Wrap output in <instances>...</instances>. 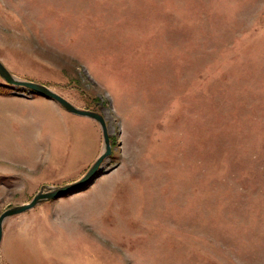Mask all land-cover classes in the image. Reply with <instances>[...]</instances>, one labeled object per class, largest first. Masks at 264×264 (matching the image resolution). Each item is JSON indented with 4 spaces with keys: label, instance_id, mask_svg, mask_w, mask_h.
I'll return each instance as SVG.
<instances>
[{
    "label": "rangeland",
    "instance_id": "rangeland-1",
    "mask_svg": "<svg viewBox=\"0 0 264 264\" xmlns=\"http://www.w3.org/2000/svg\"><path fill=\"white\" fill-rule=\"evenodd\" d=\"M0 61L111 142L4 219L2 264H264V0H0ZM103 147L0 76V214Z\"/></svg>",
    "mask_w": 264,
    "mask_h": 264
},
{
    "label": "water",
    "instance_id": "water-1",
    "mask_svg": "<svg viewBox=\"0 0 264 264\" xmlns=\"http://www.w3.org/2000/svg\"><path fill=\"white\" fill-rule=\"evenodd\" d=\"M0 76L8 83L13 85H19L26 87L30 90H32L35 93H38L42 96H45L47 98H50L56 102H58L64 109L67 111L81 115L86 116L94 119L96 122H98L102 136H103V142L104 147L102 152L99 154V156L95 159V161L91 164V166L88 168V170L77 180L72 181L70 183L59 185V186H42L40 190L32 197V199L29 202L15 205L12 207H9L8 209L4 210L0 214V242L2 239V233H3V221L7 216L21 213L27 209L32 208L36 204L58 197L62 196L63 194L75 191L77 189L82 188L85 186L95 175V172L99 168L100 164L106 158L110 152H111V142H110V135L108 132L106 120L104 116L95 110L86 109V108H80L72 104L70 101H68L66 98L52 90L50 87L37 83L30 80H22L16 78L0 61ZM1 264V262H0Z\"/></svg>",
    "mask_w": 264,
    "mask_h": 264
},
{
    "label": "crops",
    "instance_id": "crops-1",
    "mask_svg": "<svg viewBox=\"0 0 264 264\" xmlns=\"http://www.w3.org/2000/svg\"><path fill=\"white\" fill-rule=\"evenodd\" d=\"M71 113V112H70ZM73 114V113H72ZM74 115H77V114H74ZM78 116H81V115H78ZM81 117H86V116H81ZM88 118H90V117H88ZM92 119V118H91ZM3 239H4V235L2 234V239H1V242H0V246H1V244H2V242H3ZM2 262V261H1Z\"/></svg>",
    "mask_w": 264,
    "mask_h": 264
},
{
    "label": "bare ground",
    "instance_id": "bare-ground-1",
    "mask_svg": "<svg viewBox=\"0 0 264 264\" xmlns=\"http://www.w3.org/2000/svg\"><path fill=\"white\" fill-rule=\"evenodd\" d=\"M2 264V263H1Z\"/></svg>",
    "mask_w": 264,
    "mask_h": 264
}]
</instances>
